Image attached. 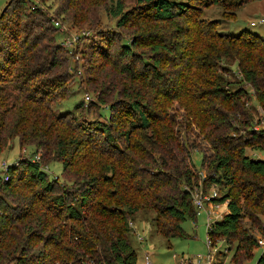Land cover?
<instances>
[{
    "label": "trees",
    "instance_id": "1",
    "mask_svg": "<svg viewBox=\"0 0 264 264\" xmlns=\"http://www.w3.org/2000/svg\"><path fill=\"white\" fill-rule=\"evenodd\" d=\"M28 1L11 4L27 6ZM80 1H71L72 6L83 10L85 20L79 21L88 22L94 5ZM12 6L5 23L0 20V50L6 52L0 59V81H10L14 73L21 84L0 89V138L19 136L23 143L31 139L46 152L80 159L76 165L81 174L71 178L84 181H73L70 187L52 179L42 162L28 159L20 163L15 182L17 168L11 166V179L0 180V264H137L128 219L143 209L155 212L158 234L189 238L182 224L198 216L193 189L201 173L192 159L195 150L203 152L208 180L227 187L223 196L214 198L227 203L228 212L208 230L211 244L215 246L218 237L228 244H257L256 237L243 235L239 226L244 216L241 202L253 203L258 189L251 177H264V157L246 152H264V128L253 129L254 117L246 105L255 96L264 106L263 37L248 30L221 32L216 22L201 18L191 0H145L148 21L175 24L190 19L194 26L180 35L172 30L156 37L152 56L143 58L135 52L136 39L116 42V33L102 32L99 36L107 44L95 51L101 72L111 77L91 107L101 105L104 119L85 124L50 107L62 96L63 74L36 84L46 67L68 73L58 56L63 47H46L43 41L52 37L37 28L17 45L18 30L8 31L19 14ZM29 11L42 14L39 8ZM114 14L121 16L120 27L129 23L122 4ZM184 35L190 38H181ZM225 61L238 63V81L220 75L228 69ZM62 125L70 127L73 136ZM241 127L246 136H238ZM63 164L66 169L71 165ZM259 264H264V253Z\"/></svg>",
    "mask_w": 264,
    "mask_h": 264
},
{
    "label": "rangeland",
    "instance_id": "2",
    "mask_svg": "<svg viewBox=\"0 0 264 264\" xmlns=\"http://www.w3.org/2000/svg\"><path fill=\"white\" fill-rule=\"evenodd\" d=\"M71 1L74 2V0H32V2L28 1L27 6H17V4L12 6L10 0H0V20L5 23L12 6L13 12L19 14H17L18 16L14 15L18 20L15 21V25H9L8 31L9 28L12 31L14 28L18 30L20 37L17 45H21V42L23 43L28 39V31L37 28L39 32L43 30L46 33L44 37L50 38L51 36L52 39L54 38L53 40L45 39L43 41L46 47L50 48L57 45L63 47L62 53L58 51V56L61 57V59L59 57L58 59L64 61L68 73L63 69L55 68L51 71L50 67H46L44 71L46 73L37 78L36 84L41 85V82L50 81L55 75L63 74L66 81L64 88H62V96L51 102L50 107L55 113L67 114L69 117H75L78 122L85 124H92L97 120L103 121L104 119H100L101 105L91 107L92 103L97 102V92L103 84H109L111 77V74L109 77L101 72V59L95 51L100 48L99 46L107 44L99 36L102 32L103 34L104 32L116 33V42L136 39L139 45L135 52L140 58H143L144 56H152L151 43L156 37L167 34L172 30L176 35H180L182 31L190 30V27L194 26L189 21L190 19H181L175 24L148 21L147 7L144 8L145 0H88L95 7V9L92 7L91 10L93 15L89 16L90 20L88 22H80V19L85 20L81 17L83 10H80L77 6L73 7ZM219 1L220 3L216 4L211 0H191V3L198 8L202 19L216 22L218 24L217 28L221 32L235 35L243 30H248L264 38V23H259L264 21V0ZM120 4H122L124 11L128 12V15L130 14V21L125 27L119 26L121 16L114 14L118 12ZM35 8H39L42 14L33 15L30 11V13L28 12V10H34ZM252 22H256L257 25L253 26ZM96 28H99L100 31H97ZM181 38L187 39L190 37L184 35ZM2 45L3 42L0 41V48ZM117 50L116 54L118 56L115 61L119 62L121 61L119 57L120 49ZM5 54V50H0V59ZM225 67L228 69L220 72L224 79L234 81L240 79L238 63L227 61ZM110 70L115 69L111 66ZM3 75L6 78L9 77L5 72H3ZM14 75L13 73L10 81H0V89L21 84V80L17 82ZM10 91L13 92L11 89ZM83 102L85 106L81 107ZM246 105L248 106L247 111L254 117L253 129H263L264 124L257 117V108L260 107L261 103H258L254 96ZM10 110L13 113L16 111L13 107H10ZM175 112L176 110H170V114L175 115ZM102 114L106 116L108 111L102 109ZM23 118H26V116ZM62 130L68 136H73V130L70 127L62 125ZM246 135L247 131H244L241 127L238 136ZM0 146L1 181L11 179L9 168L13 166L17 168L14 179L15 182H18L21 175L19 165L28 159L42 162L44 169L52 179L70 187H74L76 182L73 181H84L78 179L79 176L76 177L77 180H72L77 174H81V170L76 165V162L80 159L74 156L71 158L69 156L62 157L53 150H47L46 152L33 143L31 139L26 140L24 143L21 142L19 136L10 138L1 136ZM246 152L249 155H254V157H264V152L252 148H247ZM192 159L196 169L205 175L204 178L200 175L199 185L193 189L195 199H202L207 202L205 197H209L214 193L218 194L216 198L223 196L227 191V187L225 184L208 180L207 175L209 173L202 166L203 152L193 151ZM64 162L71 163L68 169L64 167ZM251 179L256 181L258 189L254 194L253 203L241 202L244 207V216L240 222L239 230L243 235L253 234L256 237L257 244L246 246L241 243V245L238 240L228 244L224 238L218 237L215 239V246L211 244L212 252L215 253L213 264H259V257L264 253V249L259 244V241L264 239V177L253 176ZM19 184H22V182ZM18 188L22 189L23 187ZM215 204L220 205L216 212H228L227 203L215 202ZM197 211L199 213L196 220L189 219L182 224L184 230L190 235L189 238H166L158 234L154 225L155 212L152 210L143 209L131 216L128 219L129 237L138 253L137 264H144L146 252L151 253L154 264H192L191 261L198 255H207L210 250L207 228L208 214L205 210L199 211L197 209ZM42 245L43 241L38 242L35 245V250L42 248ZM19 256L18 253L11 257ZM3 264L13 263L7 261Z\"/></svg>",
    "mask_w": 264,
    "mask_h": 264
},
{
    "label": "built area",
    "instance_id": "3",
    "mask_svg": "<svg viewBox=\"0 0 264 264\" xmlns=\"http://www.w3.org/2000/svg\"><path fill=\"white\" fill-rule=\"evenodd\" d=\"M259 23H264V21H260ZM252 25L255 26V25H257V23L252 22ZM257 115H258L257 117L260 119V121L264 124V111H263L262 105H260V107L257 108ZM201 176L203 178L205 177V175L203 173H201ZM217 196H218V194L214 193L213 195H210L209 197H205V199L208 203L202 199L201 200L194 199V204H195L196 208L199 211L205 210L208 214V218H207L208 230L211 228L212 224L215 221L223 219L224 215L226 214V212H224V213L216 212L217 209L220 207L219 204H215V202H214V198H216ZM259 244L264 249V239H261L259 241ZM208 245H209V249H210L208 254L204 255V256L198 255V257H195L194 260L191 261L192 264H213L214 263V259H215L214 254L215 253L212 252V245H211V241H210L209 236H208ZM92 264H94V263H92ZM144 264H154L150 252L145 253Z\"/></svg>",
    "mask_w": 264,
    "mask_h": 264
},
{
    "label": "water",
    "instance_id": "4",
    "mask_svg": "<svg viewBox=\"0 0 264 264\" xmlns=\"http://www.w3.org/2000/svg\"><path fill=\"white\" fill-rule=\"evenodd\" d=\"M10 2H12V1L10 0Z\"/></svg>",
    "mask_w": 264,
    "mask_h": 264
}]
</instances>
